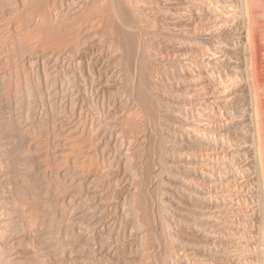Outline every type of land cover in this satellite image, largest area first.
<instances>
[{
	"label": "rangeland",
	"instance_id": "rangeland-1",
	"mask_svg": "<svg viewBox=\"0 0 264 264\" xmlns=\"http://www.w3.org/2000/svg\"><path fill=\"white\" fill-rule=\"evenodd\" d=\"M74 1L0 0V264H264V0Z\"/></svg>",
	"mask_w": 264,
	"mask_h": 264
},
{
	"label": "bare ground",
	"instance_id": "bare-ground-1",
	"mask_svg": "<svg viewBox=\"0 0 264 264\" xmlns=\"http://www.w3.org/2000/svg\"><path fill=\"white\" fill-rule=\"evenodd\" d=\"M251 1L252 0H246V12H247L246 35H247V40H248V43H249V47L251 49L250 52L253 53V49H254V45H255V39H256V33L258 32L257 31V26L261 23V17L259 16L260 12H257L255 10V8H253L252 5H254V7H256V6H255V4H252ZM74 2H76V1H74ZM89 2L91 4H102V3H106V0H89ZM74 4H72V6ZM70 5L71 4H69V6ZM69 6L66 8V9H68V11H70V9H71ZM104 8H106V7L97 8L93 12L87 14L85 16V18H84V21H85V22H83L84 24L83 25L81 24L82 27H86V26H89L91 24L93 26H98V27H101L102 25L106 26L109 23V21H107V18L110 17V16H112L114 18L113 22H115V24L120 25V23L116 19V16L114 15L113 11H108L110 15L108 17L104 18V19L102 17H99V14L102 11H104ZM66 9H64V10H66ZM256 9H258V8H256ZM258 10H260V9H258ZM261 14H262V12H261ZM259 17H260V21H259ZM260 26L261 25H259L258 28H260ZM98 27H96V29ZM93 29L95 30V28H93ZM93 29L91 28V31H94ZM106 36H108V35H106ZM250 65H251V67H250V70H251L250 78H251V81H252V86H253V91H254V94H255V101H256V103H255L256 104V109L254 110L255 111V124H254V128L255 129H254V131H255L256 139H257V151L256 152L259 155V160H260V163H259L260 164L259 165L260 166L259 167L260 174L259 175L261 176V184L263 186L262 190H264V126H263L264 115H263V109H262V103H261L260 95L258 94V91H259V74H258V70H257V64H255V61L252 59V63ZM247 128H249V127L245 126L244 130L247 131V132H250L249 131L250 129L246 130ZM259 160H257V161H259Z\"/></svg>",
	"mask_w": 264,
	"mask_h": 264
}]
</instances>
